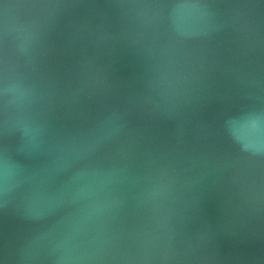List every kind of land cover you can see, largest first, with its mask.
Returning a JSON list of instances; mask_svg holds the SVG:
<instances>
[{
    "label": "water",
    "instance_id": "95a60500",
    "mask_svg": "<svg viewBox=\"0 0 264 264\" xmlns=\"http://www.w3.org/2000/svg\"><path fill=\"white\" fill-rule=\"evenodd\" d=\"M0 264H264V0H0Z\"/></svg>",
    "mask_w": 264,
    "mask_h": 264
}]
</instances>
